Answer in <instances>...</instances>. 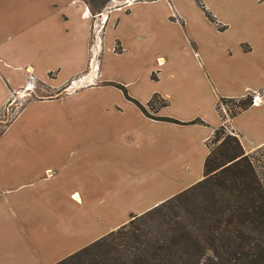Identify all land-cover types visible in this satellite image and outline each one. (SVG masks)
Here are the masks:
<instances>
[{"label":"crops","instance_id":"obj_1","mask_svg":"<svg viewBox=\"0 0 264 264\" xmlns=\"http://www.w3.org/2000/svg\"><path fill=\"white\" fill-rule=\"evenodd\" d=\"M98 12L84 0H0V112L37 83L74 85L90 52H100L91 77L115 69L132 86L123 96L102 75L28 100L3 127L0 264H54L202 179L221 97L260 93L227 124L246 153L264 145V0H125ZM107 88L111 98L71 106L78 91ZM153 92L167 103L151 116L178 122L142 112Z\"/></svg>","mask_w":264,"mask_h":264},{"label":"trees","instance_id":"obj_2","mask_svg":"<svg viewBox=\"0 0 264 264\" xmlns=\"http://www.w3.org/2000/svg\"><path fill=\"white\" fill-rule=\"evenodd\" d=\"M157 96L153 111L167 103ZM219 100L230 117L252 105L251 95ZM208 146L202 179L54 264H264V145L246 153L221 124Z\"/></svg>","mask_w":264,"mask_h":264},{"label":"rangeland","instance_id":"obj_3","mask_svg":"<svg viewBox=\"0 0 264 264\" xmlns=\"http://www.w3.org/2000/svg\"><path fill=\"white\" fill-rule=\"evenodd\" d=\"M89 6L90 8L92 9V13L93 15H95V13H97L98 11L101 12L102 11V8L104 5H109V6H112L113 4H116L117 2L119 1H125V0H84ZM106 1V2H104ZM116 1V2H115ZM105 3V4H104ZM100 5L102 6L101 8L97 9L98 7H100ZM97 9V10H96ZM101 9V10H100ZM97 11V12H96ZM98 12V13H99ZM210 15V14H207V16ZM101 17V16H99ZM209 19V17H208ZM214 19V18H213ZM210 20V19H209ZM94 21V20H93ZM100 20H98L99 22ZM211 21V20H210ZM102 24V22H100ZM217 27L219 28L218 30L220 29H223L224 27L222 26H218ZM221 31V30H220ZM99 53L100 52H90V55H89V63H88V66L86 67V74L84 73L81 77L77 78L76 80V83H73L72 82H69V86H72L74 88H69V86H63V87H49L47 84L45 83H37L35 86V88L33 89V91H17L16 93H13L12 96L10 97V100L8 101V104L4 106V108H2L1 112H0V131L3 129V127L8 123H10V121L19 113V111L21 110V108L25 105V103L28 101V100H31V99H34V98H54V97H60L62 95H65L67 92H74V89H79L80 87L82 86H85L86 84H94V83H97L100 81V82H103L104 80L106 82H109L108 84L104 83L105 86H110L112 88H115L117 89L123 96H129V92L128 90L130 91L132 86H128V84H125L123 81H125V74H123L122 72L120 71H117L115 69H103L104 73H101L100 70L98 71V69L96 70L97 74L95 76V78H93V76L91 77L90 75V72L92 71V69H94V67H92L91 65V61L96 58V55H97V60L99 59ZM93 64V63H92ZM161 64V63H160ZM102 75H104V80L102 79ZM136 75H140V76H144V72L143 70L142 71H138L136 73ZM152 79H155L152 74L150 75ZM127 79L130 80L133 78V75H130L129 73H127L126 75ZM87 78V80L85 79ZM109 80H107V79ZM121 80V82L119 81ZM129 84H133V82H130ZM100 91V92H99ZM98 92L96 93H92V94H86V92H80L78 91V94L72 96L71 98V106H74L75 103H80L82 101H84L85 99L89 98V97H95L96 95H100V93H104L103 96H107L108 98H111L110 97V92H109V89H103V90H99ZM158 92H153V94H155ZM256 93H259V92H256ZM152 94V95H153ZM255 93H253L252 98L254 96ZM159 95V94H158ZM160 96V95H159ZM159 96H157V100L159 99ZM161 97V96H160ZM70 100V99H69ZM155 104V102L153 103ZM253 104V102H252ZM82 111H85V110H82ZM147 112L151 115L154 114V111L148 107L147 109ZM229 112H227V114H224L222 112V117H224L222 119V124H224V126H226L225 128V131L227 133L229 132H232V130L229 128L227 122L228 120L231 118L229 116ZM43 126V125H42ZM35 128H38L37 126H34ZM44 127V126H43ZM84 127H82L83 129ZM87 129H83L82 131H79V136H81V138L84 137V134H85V131ZM232 134V133H230ZM80 142V138L78 139V143ZM67 143H71V144H77L75 142V139L74 138H71L67 141ZM216 145L215 144H210V146L213 148L214 146ZM256 150V149H255Z\"/></svg>","mask_w":264,"mask_h":264},{"label":"built area","instance_id":"obj_4","mask_svg":"<svg viewBox=\"0 0 264 264\" xmlns=\"http://www.w3.org/2000/svg\"><path fill=\"white\" fill-rule=\"evenodd\" d=\"M102 24H103V22H102ZM252 102H253V104H260L262 102L260 93L255 92V94L252 98ZM219 111H220V114H222V112L224 114H227V112L229 111V106L225 103H220L219 104ZM222 122H224V121H222ZM225 128H226V126H225Z\"/></svg>","mask_w":264,"mask_h":264},{"label":"bare ground","instance_id":"obj_5","mask_svg":"<svg viewBox=\"0 0 264 264\" xmlns=\"http://www.w3.org/2000/svg\"><path fill=\"white\" fill-rule=\"evenodd\" d=\"M87 80V78H85Z\"/></svg>","mask_w":264,"mask_h":264}]
</instances>
